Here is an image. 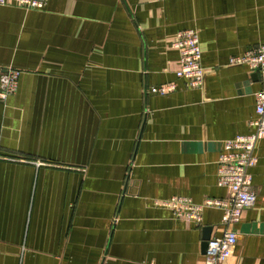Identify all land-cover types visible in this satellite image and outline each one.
<instances>
[{"label":"crops","instance_id":"crops-1","mask_svg":"<svg viewBox=\"0 0 264 264\" xmlns=\"http://www.w3.org/2000/svg\"><path fill=\"white\" fill-rule=\"evenodd\" d=\"M195 30L205 69L175 71ZM264 45V0H47L0 6V264H204L203 242L236 234L226 264H264V137L250 169L254 204L232 226L155 201L224 199L223 141L253 131L257 73L229 65ZM154 93L152 88H168Z\"/></svg>","mask_w":264,"mask_h":264},{"label":"built area","instance_id":"built-area-1","mask_svg":"<svg viewBox=\"0 0 264 264\" xmlns=\"http://www.w3.org/2000/svg\"><path fill=\"white\" fill-rule=\"evenodd\" d=\"M47 0H0V6L15 5L23 10H42ZM172 46L179 52L178 68L175 75L184 78L189 88H199L203 84L205 69L200 64L201 52L198 34L195 30L179 32ZM247 65L257 73L261 88L255 94V117L249 122L253 131L247 135L235 136L223 141L222 150L218 154L217 183L227 189L224 199H206L196 204L189 198L172 197L169 200L155 201L157 206L169 208L175 218L193 223H200L202 212L207 208L219 209L222 212L221 223L228 227L237 224L243 212L250 208L256 198L251 184L250 169L256 164L254 149L257 141L264 137V45L247 51L242 56L233 57L229 65ZM21 72L6 67L0 74V102L17 90ZM168 88H152L154 93H164ZM236 243V234L225 230L220 236L207 241L204 264H226Z\"/></svg>","mask_w":264,"mask_h":264},{"label":"water","instance_id":"water-1","mask_svg":"<svg viewBox=\"0 0 264 264\" xmlns=\"http://www.w3.org/2000/svg\"><path fill=\"white\" fill-rule=\"evenodd\" d=\"M210 238H206L203 242V250L205 252V249H206V244H207V241L209 240Z\"/></svg>","mask_w":264,"mask_h":264}]
</instances>
